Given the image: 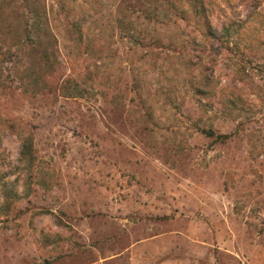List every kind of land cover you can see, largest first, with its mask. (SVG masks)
Instances as JSON below:
<instances>
[{
  "label": "rangeland",
  "instance_id": "rangeland-1",
  "mask_svg": "<svg viewBox=\"0 0 264 264\" xmlns=\"http://www.w3.org/2000/svg\"><path fill=\"white\" fill-rule=\"evenodd\" d=\"M167 1L0 0V264H264V0Z\"/></svg>",
  "mask_w": 264,
  "mask_h": 264
},
{
  "label": "trees",
  "instance_id": "trees-1",
  "mask_svg": "<svg viewBox=\"0 0 264 264\" xmlns=\"http://www.w3.org/2000/svg\"><path fill=\"white\" fill-rule=\"evenodd\" d=\"M29 2L30 3V8L29 10H27V17H28V21L30 22L31 26L29 27V30L26 31L24 33V40L27 42H30L31 44H33V39H41L44 36V29H42V25L48 21L47 20V15L44 14V11H40L35 9L36 7L33 4V0H22V2ZM28 3V4H29ZM168 6H170L171 8L174 6L173 1H167ZM185 4L190 5L191 7H193L195 10H198L201 12L202 7H204V2L203 0H178L177 1V6H181L183 5V7L185 6ZM33 27V29L35 28V31L30 30ZM211 30V29H210ZM24 41V42H25ZM49 50L47 49V53H44L42 56L47 59V61L50 60V55H49ZM44 52V51H43ZM56 60V57H55ZM58 66V62L51 64V66ZM15 83L17 84H21L20 81H16ZM210 134V133H209ZM26 146V142L24 141V143L22 144V148H25Z\"/></svg>",
  "mask_w": 264,
  "mask_h": 264
}]
</instances>
